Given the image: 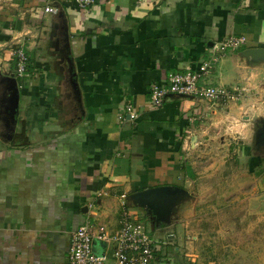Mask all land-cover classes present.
I'll return each mask as SVG.
<instances>
[{
  "label": "crops",
  "instance_id": "1",
  "mask_svg": "<svg viewBox=\"0 0 264 264\" xmlns=\"http://www.w3.org/2000/svg\"><path fill=\"white\" fill-rule=\"evenodd\" d=\"M47 1L0 0V264H68L87 220L119 227L123 195L143 222L148 206L167 205L157 238L147 229L160 242L155 264H186L179 190L194 176L189 145L226 132L241 146L230 155L252 152L248 171L264 175V0H95L90 10L52 0L57 15L44 12ZM240 35L246 44L202 80L237 89L236 100L150 105L153 84L198 70L214 44ZM18 42L24 78L14 76ZM128 104L134 121L119 119Z\"/></svg>",
  "mask_w": 264,
  "mask_h": 264
},
{
  "label": "rangeland",
  "instance_id": "2",
  "mask_svg": "<svg viewBox=\"0 0 264 264\" xmlns=\"http://www.w3.org/2000/svg\"><path fill=\"white\" fill-rule=\"evenodd\" d=\"M259 127L263 133L258 144L264 146V125ZM214 136L211 142L205 141L209 140L205 134L198 136L195 149L189 145L185 151L191 153L187 162L194 176L179 190V198L184 199L180 205L181 257L186 264H264V188L257 190L253 183L262 181L264 175L248 171L252 152L239 155V159L230 155V146H240L238 140L226 132ZM175 205L174 200L172 206L178 210L179 204ZM149 209L152 220L144 224L157 238L155 227L168 221L170 210L166 204ZM99 244H93L97 255L103 253Z\"/></svg>",
  "mask_w": 264,
  "mask_h": 264
},
{
  "label": "built area",
  "instance_id": "3",
  "mask_svg": "<svg viewBox=\"0 0 264 264\" xmlns=\"http://www.w3.org/2000/svg\"><path fill=\"white\" fill-rule=\"evenodd\" d=\"M60 1L76 4L82 10H90L95 4V0ZM52 3V0L47 1L44 12L57 15L59 9ZM246 42L245 36H230L209 49L198 70L171 73L166 84H153L150 89V105L153 108H160L170 96L198 98L216 105L236 100L239 97L237 89L206 84L202 80L211 73L220 60L230 52L240 49ZM12 54L16 67L14 76L17 78L29 76V58L24 44L21 42L15 44ZM137 118V110L132 104H128L124 114L119 117L129 121ZM121 198L119 227L111 230L105 224L87 220L72 233L68 264H155L159 261L160 242L153 239L144 222L129 210L126 196L123 195ZM95 240L106 245L107 249L101 255L93 251Z\"/></svg>",
  "mask_w": 264,
  "mask_h": 264
},
{
  "label": "water",
  "instance_id": "4",
  "mask_svg": "<svg viewBox=\"0 0 264 264\" xmlns=\"http://www.w3.org/2000/svg\"><path fill=\"white\" fill-rule=\"evenodd\" d=\"M257 52H260V50H257ZM152 191V193L154 194V193H157L159 190H151Z\"/></svg>",
  "mask_w": 264,
  "mask_h": 264
}]
</instances>
